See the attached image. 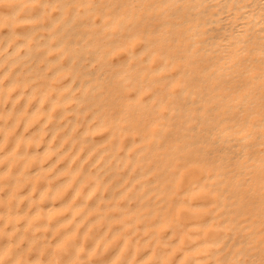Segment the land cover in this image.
<instances>
[{
  "label": "bare ground",
  "instance_id": "6f19581e",
  "mask_svg": "<svg viewBox=\"0 0 264 264\" xmlns=\"http://www.w3.org/2000/svg\"><path fill=\"white\" fill-rule=\"evenodd\" d=\"M47 1L0 0V261L264 264V0Z\"/></svg>",
  "mask_w": 264,
  "mask_h": 264
},
{
  "label": "rangeland",
  "instance_id": "374dc122",
  "mask_svg": "<svg viewBox=\"0 0 264 264\" xmlns=\"http://www.w3.org/2000/svg\"><path fill=\"white\" fill-rule=\"evenodd\" d=\"M63 1H64V3H63ZM54 2H57V3H55V4H52V3H54ZM43 4V3H42ZM53 5V6H49V5ZM64 4L66 5L67 4V2H66V0H48L47 1V5H46V2L43 4V6L41 7L42 9H43V11L45 12V13H43V20L44 21H48L50 18H52V16H53V18L54 17H59V19H60V21H63V19H62V17H60L59 15H62V14H66L67 13V10H69L68 12H70L71 11V9H72V4H68V5H66V6H64ZM45 5V6H44ZM55 5V6H54ZM64 6V7H63ZM44 7H45V9H44ZM52 7H53V10H52ZM55 9V10H54ZM57 9V10H56ZM51 10V11H50ZM49 11V12H48ZM56 13H58V15L56 14ZM45 14V15H44ZM50 14V15H49ZM57 15V16H56ZM51 16V17H50ZM48 17V18H47ZM68 20V19H67ZM66 20V21H67ZM65 38V37H64ZM71 36L69 37V38H66L65 39V41H66V43H70L69 41H71ZM52 40V41H51ZM51 40H50V42H52V43H54L55 41L54 40H56V38L54 37L53 39L51 38ZM60 49H56L55 51L53 50L52 51V55H55V54H57L58 53V51H59ZM68 54H69V52L66 54V56L64 57L63 56V58L61 57L60 59L61 60H59V61H57V62H55V63H57V65L53 62V63H51V64H53V66L51 65V64H49L48 66L46 65V67L44 66V71L45 72H43V73H47L46 75H48V77H47V80H51L52 78V76H51V72H53V70L54 69H57V68H59V67H61L62 65L64 66L67 62H68ZM117 55H115V56H113L112 57V60H116L117 59ZM29 58H30V60H31V57L30 56H26V57H22L21 59H23V60H25L26 61V64L23 66V68L25 67H29V63H31V65L33 66L34 65V63L36 64V62H35V60L36 59H32L31 61H29V63H27L28 62V60H29ZM28 59V60H27ZM34 60V61H33ZM61 61V62H60ZM75 62V63H74ZM80 62V60L79 59H74V61H73V64H86V61H84L83 59H81V62ZM83 62H85V63H83ZM61 63V64H60ZM55 64V65H54ZM68 64V63H67ZM2 65V67L4 66V64H1ZM1 65H0V70H1ZM27 65V66H26ZM39 65L41 66V65H43V62H41V64L39 63ZM51 66H52V68H51ZM56 66H57V68H56ZM18 66L17 65H14V66H12V70H14L15 68H17ZM48 67H49V69H48ZM24 68V69H25ZM46 68V69H45ZM54 68V69H53ZM7 75V74H6ZM6 75H4V77H2L1 78V80L0 81H2L3 83L5 82V81H7V79L9 78V76L7 77ZM6 76V77H5ZM50 76V77H49ZM49 78V79H48ZM54 79V78H53ZM64 82H66V81H70V78H69V76L68 75H65V77H63V78H61ZM79 79H80V77H79ZM60 80V79H59ZM53 80H51V82H52ZM56 81V80H55ZM54 81V82H55ZM34 82V81H33ZM77 82V81H76ZM76 83L75 82H73V84L72 85H75ZM77 85V84H76ZM126 169H120V170H118V171H120V173L123 171H125ZM13 235V234H12ZM26 236H27V231H26ZM26 238V237H25ZM41 238H38L37 239V241H39ZM24 241H25V239H24ZM27 251L29 252V253H27ZM30 251H32V252H30ZM34 251V252H33ZM33 253H35V250H34V247H32V248H29V249H26V252H24L23 253V260H33V258H34V254ZM81 260V262H78V261H80ZM84 260V261H83ZM86 261V259L85 258H81V259H77V262L79 263V264H83L84 262ZM0 263L1 264H6L5 262L3 263V261H0Z\"/></svg>",
  "mask_w": 264,
  "mask_h": 264
}]
</instances>
